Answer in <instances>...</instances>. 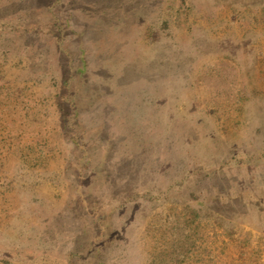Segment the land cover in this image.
Masks as SVG:
<instances>
[{
  "label": "rangeland",
  "instance_id": "1",
  "mask_svg": "<svg viewBox=\"0 0 264 264\" xmlns=\"http://www.w3.org/2000/svg\"><path fill=\"white\" fill-rule=\"evenodd\" d=\"M0 264H264V0H0Z\"/></svg>",
  "mask_w": 264,
  "mask_h": 264
}]
</instances>
